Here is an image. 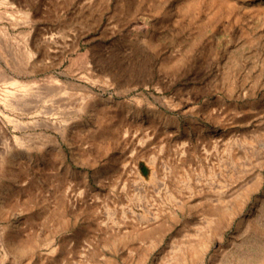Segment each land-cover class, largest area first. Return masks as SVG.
Masks as SVG:
<instances>
[{
  "label": "rangeland",
  "instance_id": "obj_1",
  "mask_svg": "<svg viewBox=\"0 0 264 264\" xmlns=\"http://www.w3.org/2000/svg\"><path fill=\"white\" fill-rule=\"evenodd\" d=\"M170 263L264 264V0H0V264Z\"/></svg>",
  "mask_w": 264,
  "mask_h": 264
},
{
  "label": "bare ground",
  "instance_id": "obj_2",
  "mask_svg": "<svg viewBox=\"0 0 264 264\" xmlns=\"http://www.w3.org/2000/svg\"><path fill=\"white\" fill-rule=\"evenodd\" d=\"M189 7H190V6H189ZM195 7H196V6H195ZM195 7H194V8H195ZM95 98H96V97H95ZM11 100H12V99H11ZM13 100H15V102H17L16 99H13ZM8 101L10 102V99H9ZM8 101H7V102H8ZM23 101H24V100H23ZM23 101H22V102H23ZM26 101H27V100H26ZM29 102H30V101H29ZM12 103H13V102H12ZM12 103H11V104L8 103L7 106H8V107H9V106H13L14 103H13V104H12ZM20 103H21V102H20ZM25 103H26V102H25ZM25 103H24V104H25ZM27 103H28V102H27ZM27 103H26V104H27ZM31 104H32V103H31ZM27 105H29V104H27ZM27 105H25V106H27ZM10 108H11V107H10ZM12 108H13V107H12ZM86 108H87V107H86ZM86 108H85V109H86ZM19 109H20V108H19ZM90 109H91V108H90ZM90 109H88V110L90 111ZM11 120H12V122H15V123H17V124H20V121H17L16 119H10V121H11ZM63 134H64V133H63ZM147 218H148V217H147ZM151 220H155V218H151ZM196 250H197V249H196ZM196 252H198V251H196ZM193 256H194V254H193ZM195 256H197V254H195ZM170 260H171V259H170ZM173 262H174V261H173ZM186 263H187V262H186ZM170 264H171V263H170ZM179 264H182V263H179ZM183 264H184V263H183Z\"/></svg>",
  "mask_w": 264,
  "mask_h": 264
}]
</instances>
